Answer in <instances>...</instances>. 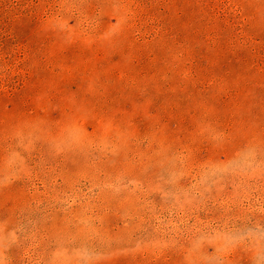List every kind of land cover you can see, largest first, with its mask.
Wrapping results in <instances>:
<instances>
[{
    "label": "rangeland",
    "instance_id": "rangeland-1",
    "mask_svg": "<svg viewBox=\"0 0 264 264\" xmlns=\"http://www.w3.org/2000/svg\"><path fill=\"white\" fill-rule=\"evenodd\" d=\"M0 264H264V0H0Z\"/></svg>",
    "mask_w": 264,
    "mask_h": 264
}]
</instances>
